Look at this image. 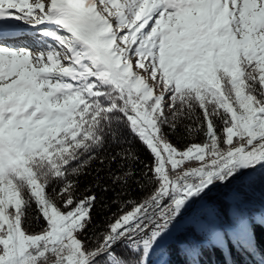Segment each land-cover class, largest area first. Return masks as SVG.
I'll return each instance as SVG.
<instances>
[{"label":"snow or ice","instance_id":"6c2138e0","mask_svg":"<svg viewBox=\"0 0 264 264\" xmlns=\"http://www.w3.org/2000/svg\"><path fill=\"white\" fill-rule=\"evenodd\" d=\"M101 82L131 105L155 166L139 173L135 185L150 190L140 203L124 198L131 173L112 174L124 187L98 228L99 185L81 193L72 181L49 197L39 166L64 175L92 139L112 110L95 107ZM186 95L199 100L196 128L206 131L181 149L158 120ZM261 181L264 0H0V264H109L103 250L137 233L148 236L139 255L108 256L153 264L175 248L201 264L229 240L254 255ZM25 189L40 204L36 232Z\"/></svg>","mask_w":264,"mask_h":264},{"label":"trees","instance_id":"16d2710c","mask_svg":"<svg viewBox=\"0 0 264 264\" xmlns=\"http://www.w3.org/2000/svg\"><path fill=\"white\" fill-rule=\"evenodd\" d=\"M97 87L103 94L95 98V107L97 109L111 107L112 110L103 113L93 129L92 139L73 154L67 165L62 166L64 175L56 176L51 165L44 163L39 166V171L49 197L54 191L72 181L79 183L81 193L87 187L99 185L96 193L99 199L92 212L96 226L99 228L108 217L117 212V207L111 201L116 199V193L124 187L120 181L111 179L112 174L131 173L127 179V195L124 198L140 203L150 195V190L141 189L135 184L140 179L139 173L143 172L150 162L155 166V161L153 154L147 149L142 137L135 132L126 116L131 106L120 99L118 90H114L113 85L101 82ZM172 103L175 107L171 114L166 113L158 120V123L164 121L160 125L162 129L174 143L179 144L181 149L189 143L201 142L206 129L196 128L201 118L199 100L192 95H186L184 99H177ZM192 131L200 137L194 140L189 138ZM105 189L108 190L107 193H103ZM25 195L28 200L26 210H29V226L32 232H36L42 223L37 220L40 215V204L31 195L30 190L25 189ZM251 199L254 205L253 214L257 217L264 214V181L257 184ZM126 210L130 211L131 205ZM254 231L256 235L254 255L248 254L240 242L229 240L222 250L206 251L201 264H264V225L254 224ZM143 249V246L134 249L121 242L113 246L109 252L119 254L126 251L129 256H135ZM109 252L103 253L108 258L109 264H124V261L116 257H109ZM164 260L165 264H188L183 253L175 248L165 255ZM153 264L158 263L153 261Z\"/></svg>","mask_w":264,"mask_h":264},{"label":"built area","instance_id":"2783aa9c","mask_svg":"<svg viewBox=\"0 0 264 264\" xmlns=\"http://www.w3.org/2000/svg\"><path fill=\"white\" fill-rule=\"evenodd\" d=\"M148 239V236H145L143 233H137L131 236H128L127 238L121 237L118 238L117 240H121L122 243L126 244L128 246V242H136V248L139 246L143 245V241ZM103 251H108V249L103 250Z\"/></svg>","mask_w":264,"mask_h":264},{"label":"rangeland","instance_id":"374dc122","mask_svg":"<svg viewBox=\"0 0 264 264\" xmlns=\"http://www.w3.org/2000/svg\"><path fill=\"white\" fill-rule=\"evenodd\" d=\"M48 43L49 44H52L54 47H55V43L53 42V41H48ZM35 47H39L40 48V50H44V51H47L48 50V47H47V44H45V45H43V46H39V45H37V46H35ZM127 102V101H126ZM150 103V102H149ZM127 104L128 105H130L128 102H127ZM131 106V105H130ZM167 113V112H166ZM165 113V114H166ZM143 248H144V244H143ZM164 258H165V256L164 257H156V258H154L153 259V261L154 262H156V263H158V261L160 260V259H163L164 260Z\"/></svg>","mask_w":264,"mask_h":264},{"label":"bare ground","instance_id":"6f19581e","mask_svg":"<svg viewBox=\"0 0 264 264\" xmlns=\"http://www.w3.org/2000/svg\"><path fill=\"white\" fill-rule=\"evenodd\" d=\"M118 243H121V240H117V239H115V241H114V242L112 243V245H111V248H112L113 246H115L116 244H118ZM128 246L133 247V248H136V242H128ZM111 248L108 249V251H110Z\"/></svg>","mask_w":264,"mask_h":264},{"label":"water","instance_id":"95a60500","mask_svg":"<svg viewBox=\"0 0 264 264\" xmlns=\"http://www.w3.org/2000/svg\"><path fill=\"white\" fill-rule=\"evenodd\" d=\"M103 253H105L104 251H103ZM92 262L90 261V264H91Z\"/></svg>","mask_w":264,"mask_h":264}]
</instances>
